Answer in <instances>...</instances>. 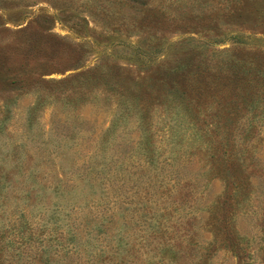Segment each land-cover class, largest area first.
I'll return each mask as SVG.
<instances>
[{
	"label": "rangeland",
	"instance_id": "1",
	"mask_svg": "<svg viewBox=\"0 0 264 264\" xmlns=\"http://www.w3.org/2000/svg\"><path fill=\"white\" fill-rule=\"evenodd\" d=\"M230 70L264 71V0H0V264H262L264 79L226 105Z\"/></svg>",
	"mask_w": 264,
	"mask_h": 264
},
{
	"label": "trees",
	"instance_id": "2",
	"mask_svg": "<svg viewBox=\"0 0 264 264\" xmlns=\"http://www.w3.org/2000/svg\"><path fill=\"white\" fill-rule=\"evenodd\" d=\"M138 54H141L139 52ZM184 66H176L173 68H169L168 70H164L162 73L163 78L161 79V87L159 88L161 91V95L164 96V99L171 97L172 101H182V107L185 106L186 109L189 111V107L191 106L190 103V92H197L198 95H202L206 92V87L201 80L197 79V75L194 74L192 71L186 70ZM230 78L234 79L235 81H241L243 84L238 85L237 83H231L230 86L220 90L221 93H224L226 96V105L229 104H236L237 100H241L243 104H251L253 109H256L259 106V93H258V86L252 83L253 80L264 79V71H257L255 73L251 72L250 70H230L228 72ZM202 80L204 78H201ZM249 82H244L248 81ZM137 83V89L140 86V83ZM218 86V85H217ZM123 95V94H122ZM139 99V98H138ZM258 103V104H257ZM257 104V105H256ZM138 105L141 106V109L146 107V105L142 104L139 100ZM144 116H147L146 111H144ZM256 121L251 119V122L248 124V128L242 132V137L244 139L247 138L253 130L256 129ZM246 133V135H245ZM146 144L151 145L150 137H146ZM146 163L151 164V157L146 156ZM230 158H228L229 160ZM231 162V160H229ZM229 167L231 164L228 165ZM232 169H228L229 174L227 175L228 179V189L227 192L237 191L234 188L237 187V182L241 178L242 174L244 175L241 165L234 164L232 165ZM225 173V172H224ZM227 181V180H226ZM237 194L232 196H237ZM229 197H225L223 201V205L227 204V200ZM173 250V248L171 249ZM240 257L239 254L237 256ZM262 264H264V260H262Z\"/></svg>",
	"mask_w": 264,
	"mask_h": 264
}]
</instances>
